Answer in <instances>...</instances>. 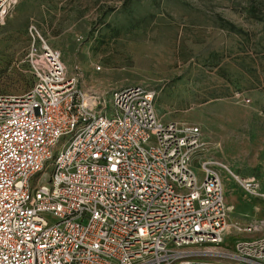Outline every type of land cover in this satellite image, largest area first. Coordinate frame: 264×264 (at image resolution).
<instances>
[{
	"label": "built area",
	"instance_id": "2783aa9c",
	"mask_svg": "<svg viewBox=\"0 0 264 264\" xmlns=\"http://www.w3.org/2000/svg\"><path fill=\"white\" fill-rule=\"evenodd\" d=\"M19 1L0 0V25ZM28 31L34 85L0 94V264H228L199 257L205 244L264 264V219L234 225L260 235L218 249L230 229L219 169L264 201L255 177L200 158L201 128L161 119L154 89L84 91L38 25Z\"/></svg>",
	"mask_w": 264,
	"mask_h": 264
},
{
	"label": "rangeland",
	"instance_id": "374dc122",
	"mask_svg": "<svg viewBox=\"0 0 264 264\" xmlns=\"http://www.w3.org/2000/svg\"><path fill=\"white\" fill-rule=\"evenodd\" d=\"M32 23L84 91L109 99L131 84L154 89L161 119L201 128L200 158L255 177L264 192V0H20L0 25V94L34 85ZM219 171L230 229L218 249L235 251L236 240L260 233L234 225L263 220L264 201ZM199 257L233 263L222 254Z\"/></svg>",
	"mask_w": 264,
	"mask_h": 264
},
{
	"label": "bare ground",
	"instance_id": "6f19581e",
	"mask_svg": "<svg viewBox=\"0 0 264 264\" xmlns=\"http://www.w3.org/2000/svg\"><path fill=\"white\" fill-rule=\"evenodd\" d=\"M204 246H208L209 248H210V247H215L214 245H211V244H208V245L205 244ZM216 248H217V247H216ZM204 250H205V249H204ZM214 250H216V249H215V248H212V249H209L208 251L214 253V252H216V251H214Z\"/></svg>",
	"mask_w": 264,
	"mask_h": 264
},
{
	"label": "trees",
	"instance_id": "16d2710c",
	"mask_svg": "<svg viewBox=\"0 0 264 264\" xmlns=\"http://www.w3.org/2000/svg\"><path fill=\"white\" fill-rule=\"evenodd\" d=\"M232 25V29H235V25L231 24Z\"/></svg>",
	"mask_w": 264,
	"mask_h": 264
},
{
	"label": "crops",
	"instance_id": "0c3cea01",
	"mask_svg": "<svg viewBox=\"0 0 264 264\" xmlns=\"http://www.w3.org/2000/svg\"><path fill=\"white\" fill-rule=\"evenodd\" d=\"M226 241V240H225ZM237 241V240H236ZM236 241L234 242V244L236 243Z\"/></svg>",
	"mask_w": 264,
	"mask_h": 264
}]
</instances>
